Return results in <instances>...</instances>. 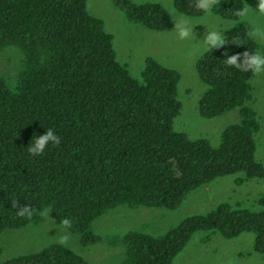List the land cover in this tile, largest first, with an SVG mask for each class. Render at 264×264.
I'll use <instances>...</instances> for the list:
<instances>
[{
    "label": "trees",
    "instance_id": "obj_1",
    "mask_svg": "<svg viewBox=\"0 0 264 264\" xmlns=\"http://www.w3.org/2000/svg\"><path fill=\"white\" fill-rule=\"evenodd\" d=\"M197 0H174L178 12L203 16ZM129 21L166 31L172 16L158 2L114 0ZM244 0H219L216 16L238 24L226 31L227 44L197 61L207 91L200 113L216 118L238 109L218 146L175 129L183 103L181 74L148 57L140 76L122 63L115 37L88 0H0V51L19 48L25 66L15 83L0 75V235L40 224L50 212L78 235L83 246L104 240L94 223L119 206L177 210L187 197L218 178L240 175L237 184L264 180L258 160L261 124L248 103L256 73L224 60L258 52L259 43L236 12ZM52 129L60 144L33 156L36 136ZM259 208L222 202L208 213L186 217L161 234L124 235L122 264H174L195 235L233 239L255 235L264 258V192ZM27 210L25 214L22 211ZM2 264H89L72 248L55 243Z\"/></svg>",
    "mask_w": 264,
    "mask_h": 264
},
{
    "label": "rangeland",
    "instance_id": "obj_2",
    "mask_svg": "<svg viewBox=\"0 0 264 264\" xmlns=\"http://www.w3.org/2000/svg\"><path fill=\"white\" fill-rule=\"evenodd\" d=\"M134 1L158 2L165 6L172 16L170 28L166 31H153L133 23L115 5L114 0H88V9L104 20L107 30L115 37L119 60L130 66L133 75H141L148 57L180 72L179 94L183 108L175 119V129L186 132L193 139L207 138L218 146L224 129L240 121L241 115L238 109L216 118L201 115L200 101L207 86L200 79L197 61L209 50L204 40L210 32H220L224 38L226 31L238 22L216 16L213 11L207 16H186L178 12L174 0ZM244 1L253 8V12L249 19L239 22L257 38L258 52H264V15L255 9L259 0ZM186 25L191 28L192 35L181 40L179 30ZM24 66L25 56L19 48L8 47L0 51V75L10 82L15 83ZM248 103L257 112L261 124L257 134V157L264 164V73L255 74L252 98ZM239 177L230 175L218 178L191 193L177 210L129 206L109 210L94 223V230L104 240L90 246L81 245L78 235L59 224L57 218L47 212L40 224L6 231L0 235V264L18 255L40 251L55 244L64 235L68 236V241L63 245L78 252L89 264H122L125 258L122 238L128 232L161 234L186 217L208 213L222 202L241 203L244 207L258 209V200L264 192V180L251 179L239 185ZM254 240L253 233L227 239L221 234L200 232L193 237L174 264H264L263 256L254 250Z\"/></svg>",
    "mask_w": 264,
    "mask_h": 264
},
{
    "label": "clouds",
    "instance_id": "obj_3",
    "mask_svg": "<svg viewBox=\"0 0 264 264\" xmlns=\"http://www.w3.org/2000/svg\"><path fill=\"white\" fill-rule=\"evenodd\" d=\"M216 5V0H197L196 7L198 9H202L206 16L211 14L212 9ZM258 9L261 15H264V0H259ZM172 11H175L174 9ZM253 12V8L249 7L248 4H245L242 10L236 12V15L241 19H249L250 14ZM182 19L187 20V17H182ZM259 31V30H257ZM192 35V30L189 26L182 27L179 30V39L184 40L190 38ZM205 44L209 49H218L224 46L226 41L224 40L223 36L220 32H210L206 39L204 40ZM228 56V59L224 60V62L229 67H234L241 71H251L256 74L264 73V52H257L254 54H249L248 52L244 53V62L243 64L240 63L241 57L239 55L229 56L228 53H225ZM52 145H59L60 144V137L52 130L48 129L47 133L44 135H38L34 138L32 144L29 146L28 151L33 156H40L44 154L48 146ZM27 210L22 211L21 214H25ZM46 215L48 213H45ZM70 224L68 219L63 221V226L66 228ZM68 241V236L64 235L60 237L56 243L66 244Z\"/></svg>",
    "mask_w": 264,
    "mask_h": 264
}]
</instances>
